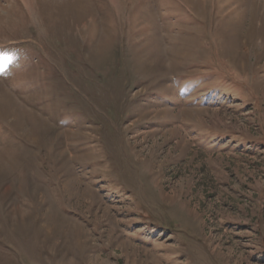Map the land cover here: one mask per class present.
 Listing matches in <instances>:
<instances>
[{"label": "rangeland", "instance_id": "1", "mask_svg": "<svg viewBox=\"0 0 264 264\" xmlns=\"http://www.w3.org/2000/svg\"><path fill=\"white\" fill-rule=\"evenodd\" d=\"M9 47L0 264H264V0H0Z\"/></svg>", "mask_w": 264, "mask_h": 264}]
</instances>
